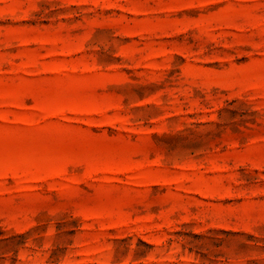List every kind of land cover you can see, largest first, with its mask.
Here are the masks:
<instances>
[{"label":"rangeland","instance_id":"374dc122","mask_svg":"<svg viewBox=\"0 0 264 264\" xmlns=\"http://www.w3.org/2000/svg\"><path fill=\"white\" fill-rule=\"evenodd\" d=\"M0 264H264V0H0Z\"/></svg>","mask_w":264,"mask_h":264}]
</instances>
